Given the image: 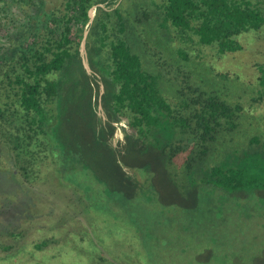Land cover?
I'll list each match as a JSON object with an SVG mask.
<instances>
[{
    "label": "trees",
    "instance_id": "16d2710c",
    "mask_svg": "<svg viewBox=\"0 0 264 264\" xmlns=\"http://www.w3.org/2000/svg\"><path fill=\"white\" fill-rule=\"evenodd\" d=\"M124 1L108 10L112 0H60L52 7L46 0H0L1 217L13 210L9 217L24 218L29 202L38 201L26 188L51 179L72 186L86 207L87 175L118 199L144 181L155 188L166 176L173 189L184 186L183 195L195 194L200 183L247 203L264 197V130L249 126L243 133L239 126L254 103L264 105V49L263 60L253 62L256 95L242 105L222 95L223 75L197 66L184 45L192 41L218 56L244 50L242 37L264 28V0H146L139 22L129 16L141 1ZM86 28L91 73L80 52ZM160 53L167 54L168 72ZM123 121L128 130L115 146ZM45 226L28 232L43 235ZM22 231L4 235L17 239ZM46 243L33 246L44 251ZM13 249L0 242V264L13 262Z\"/></svg>",
    "mask_w": 264,
    "mask_h": 264
},
{
    "label": "rangeland",
    "instance_id": "374dc122",
    "mask_svg": "<svg viewBox=\"0 0 264 264\" xmlns=\"http://www.w3.org/2000/svg\"><path fill=\"white\" fill-rule=\"evenodd\" d=\"M138 1L140 5L129 16L131 22L142 20L141 13L147 8L146 0ZM46 2L52 7L60 0ZM120 2L112 0L105 9L112 10ZM129 4L132 8L133 3ZM125 8L131 14L129 7ZM241 41L244 50L225 56L192 41L184 45L188 57L197 66H210L214 73L223 75L222 95L243 105L256 95L257 70L253 62L263 60L264 28L242 37ZM172 45L182 47L178 40L172 41ZM160 54L157 58L161 70L168 72L171 67L167 65V54ZM224 74L240 85L224 83ZM166 88L175 91L171 84H166ZM252 108L239 124L243 133L249 126L264 130V105L258 102ZM99 113L103 115L101 110ZM123 129L128 130L125 121L119 124L112 138L115 146L124 142ZM180 179L179 176L176 182L182 183ZM84 180L92 190L91 194H83L86 207L72 186L65 183L63 187L51 179L26 188L27 195L40 201L29 202L27 215H23L27 219L9 217L15 215L13 210L0 216V242L5 239V243H14L16 248L11 264L34 261L39 264H264V197H251L249 204L200 183L195 194L183 195L184 186L173 189L172 181L166 176L155 188L152 181H144L134 195L118 199L100 192L101 186L97 190L99 186L92 176L87 175ZM22 196L26 197L23 193ZM12 203L3 201V204ZM42 223H46L45 234L28 232L29 226L38 227ZM19 227L24 232L19 238L4 235ZM53 228L57 234H53ZM37 239L47 241L42 247L44 251L34 248Z\"/></svg>",
    "mask_w": 264,
    "mask_h": 264
},
{
    "label": "water",
    "instance_id": "95a60500",
    "mask_svg": "<svg viewBox=\"0 0 264 264\" xmlns=\"http://www.w3.org/2000/svg\"><path fill=\"white\" fill-rule=\"evenodd\" d=\"M94 9L95 8H93V11L91 13V18L94 16ZM87 32H88V29L86 28L84 30L83 38H82V41H81L80 52H81L82 62H83L84 68L86 69V71L88 73H91V69H90V67L88 65V62H87V59H86V51H85V41H86ZM102 90H103V88L101 86V91ZM99 110H102L101 106L99 107Z\"/></svg>",
    "mask_w": 264,
    "mask_h": 264
}]
</instances>
